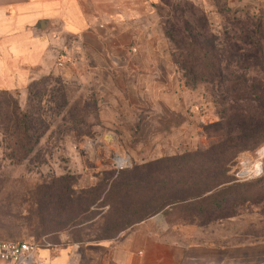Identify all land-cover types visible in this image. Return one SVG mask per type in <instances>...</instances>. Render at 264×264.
<instances>
[{
  "label": "rangeland",
  "instance_id": "obj_1",
  "mask_svg": "<svg viewBox=\"0 0 264 264\" xmlns=\"http://www.w3.org/2000/svg\"><path fill=\"white\" fill-rule=\"evenodd\" d=\"M153 8L140 55L68 59L24 99L0 90L1 239L120 241L158 213L195 222L207 195L228 241L264 240V0ZM15 105L29 130L10 127Z\"/></svg>",
  "mask_w": 264,
  "mask_h": 264
},
{
  "label": "crops",
  "instance_id": "obj_2",
  "mask_svg": "<svg viewBox=\"0 0 264 264\" xmlns=\"http://www.w3.org/2000/svg\"><path fill=\"white\" fill-rule=\"evenodd\" d=\"M161 2L0 0V90L24 99L30 82L68 59L73 65L111 62L125 59L130 48L140 55L158 23L150 22L153 6ZM204 206L205 199L187 206L197 213L187 225L169 227L158 213L120 241L40 246L34 264H264V240L228 241L218 229L221 218L203 220L213 204Z\"/></svg>",
  "mask_w": 264,
  "mask_h": 264
},
{
  "label": "built area",
  "instance_id": "obj_3",
  "mask_svg": "<svg viewBox=\"0 0 264 264\" xmlns=\"http://www.w3.org/2000/svg\"><path fill=\"white\" fill-rule=\"evenodd\" d=\"M257 168L260 172L261 165ZM39 247L35 242L0 240V260L7 264H34Z\"/></svg>",
  "mask_w": 264,
  "mask_h": 264
},
{
  "label": "trees",
  "instance_id": "obj_4",
  "mask_svg": "<svg viewBox=\"0 0 264 264\" xmlns=\"http://www.w3.org/2000/svg\"><path fill=\"white\" fill-rule=\"evenodd\" d=\"M42 77H45V76H42ZM5 92H7V91H5ZM13 115L16 118V123H12L11 124L12 126H10V127H14L15 131L20 127H23L26 131L30 129L28 121H27L28 116L26 115V113L21 112L19 110V108L17 107V105H15ZM17 115L19 117H17ZM9 124L10 123H8V127H9ZM26 139H28L27 136H24L23 140L21 142L22 146L28 145L29 142ZM201 199H205V206L204 207H210L209 206L210 204H213V206L215 205L214 207H216V208L220 207V205H219L220 201L213 200L210 198V196L206 195V196H204V198H201Z\"/></svg>",
  "mask_w": 264,
  "mask_h": 264
},
{
  "label": "water",
  "instance_id": "obj_5",
  "mask_svg": "<svg viewBox=\"0 0 264 264\" xmlns=\"http://www.w3.org/2000/svg\"><path fill=\"white\" fill-rule=\"evenodd\" d=\"M111 139H113L112 135H106V136H105V140L109 141V140H111Z\"/></svg>",
  "mask_w": 264,
  "mask_h": 264
},
{
  "label": "bare ground",
  "instance_id": "obj_6",
  "mask_svg": "<svg viewBox=\"0 0 264 264\" xmlns=\"http://www.w3.org/2000/svg\"><path fill=\"white\" fill-rule=\"evenodd\" d=\"M125 161H127L125 158L119 161V164H123Z\"/></svg>",
  "mask_w": 264,
  "mask_h": 264
}]
</instances>
